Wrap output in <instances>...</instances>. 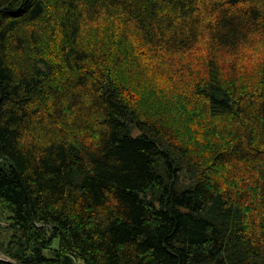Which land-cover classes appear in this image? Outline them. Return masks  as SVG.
<instances>
[{
  "label": "trees",
  "instance_id": "16d2710c",
  "mask_svg": "<svg viewBox=\"0 0 264 264\" xmlns=\"http://www.w3.org/2000/svg\"><path fill=\"white\" fill-rule=\"evenodd\" d=\"M0 264H264V0H0Z\"/></svg>",
  "mask_w": 264,
  "mask_h": 264
},
{
  "label": "rangeland",
  "instance_id": "374dc122",
  "mask_svg": "<svg viewBox=\"0 0 264 264\" xmlns=\"http://www.w3.org/2000/svg\"><path fill=\"white\" fill-rule=\"evenodd\" d=\"M4 223H5V221H3ZM57 244H58V241L56 240V242H55V246H57ZM47 254H50V251H48V252H46Z\"/></svg>",
  "mask_w": 264,
  "mask_h": 264
}]
</instances>
